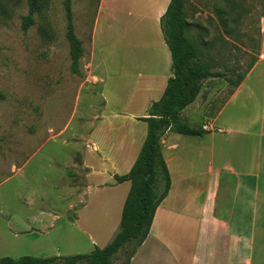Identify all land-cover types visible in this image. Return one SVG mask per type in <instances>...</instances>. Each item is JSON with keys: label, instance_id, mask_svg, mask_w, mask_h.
I'll list each match as a JSON object with an SVG mask.
<instances>
[{"label": "crops", "instance_id": "crops-1", "mask_svg": "<svg viewBox=\"0 0 264 264\" xmlns=\"http://www.w3.org/2000/svg\"><path fill=\"white\" fill-rule=\"evenodd\" d=\"M170 3L99 1L84 83L91 104L89 114H83L88 121L77 133H85L87 140L80 135V140L68 142L78 148L65 166L73 174L67 175L63 199L66 212L73 213L64 224L79 228L91 252L107 247L120 230L132 183H118L116 176L132 170L148 134V125L140 119L149 117L174 75L162 30ZM220 79L205 81L196 101L181 114L182 121L206 134L168 131L162 139L171 189L130 264H264V35L261 56L212 114L203 102L217 93ZM76 114L74 109L64 133ZM201 114L204 120L198 125ZM76 155L80 158L72 157ZM228 179L233 187L222 210ZM33 221L57 224L60 219L42 210Z\"/></svg>", "mask_w": 264, "mask_h": 264}, {"label": "rangeland", "instance_id": "rangeland-1", "mask_svg": "<svg viewBox=\"0 0 264 264\" xmlns=\"http://www.w3.org/2000/svg\"><path fill=\"white\" fill-rule=\"evenodd\" d=\"M99 1L73 0L75 31L88 52L80 61V77L71 70L65 0H40L36 24L27 32L23 21L29 14L28 1L0 0V259L92 253L79 228L64 224L73 213L66 212L63 199L67 175L73 174L65 166L78 148L68 142L86 135L77 133L88 121L83 114L91 104L90 88L84 83ZM184 14L190 26L186 34L197 47L198 61L226 75L217 81L212 99L203 102L214 114L261 56L264 0H185ZM92 103L95 106L97 100ZM74 109L77 117L64 133ZM120 113L124 118L125 113ZM203 120L204 115H199L198 125ZM226 182L222 210L233 187L231 179ZM42 210L60 221L34 224ZM44 220L49 222L50 216ZM134 248L135 243L123 248L113 264H127Z\"/></svg>", "mask_w": 264, "mask_h": 264}, {"label": "trees", "instance_id": "trees-1", "mask_svg": "<svg viewBox=\"0 0 264 264\" xmlns=\"http://www.w3.org/2000/svg\"><path fill=\"white\" fill-rule=\"evenodd\" d=\"M29 14L24 18L23 30L29 31L36 24L40 13V0H27ZM73 0H65L67 32L72 61L71 70L82 76L80 61L85 56L84 42L76 34L73 15ZM185 0H171L162 18V30L173 60V77L169 80L163 98L154 103L148 118L140 119L148 125V134L142 150L129 174L116 176L118 183L131 182L132 188L124 205L120 230L104 249L96 248L86 255L52 257L47 259L22 257L1 258L0 264H113L114 258L129 244L135 243L127 264L148 238L157 210L168 197L171 176L162 154V139L170 131L188 136H204L202 129H194L181 119L182 112L193 104L202 90L203 83L211 78H224L225 74L213 72L198 61L197 47L186 30L190 27L185 19ZM45 34V31H42ZM244 76L237 82L239 87Z\"/></svg>", "mask_w": 264, "mask_h": 264}, {"label": "built area", "instance_id": "built-area-1", "mask_svg": "<svg viewBox=\"0 0 264 264\" xmlns=\"http://www.w3.org/2000/svg\"><path fill=\"white\" fill-rule=\"evenodd\" d=\"M204 129H205L206 131L209 130V128H208L207 126H205Z\"/></svg>", "mask_w": 264, "mask_h": 264}]
</instances>
